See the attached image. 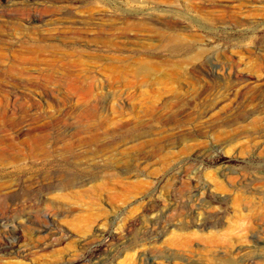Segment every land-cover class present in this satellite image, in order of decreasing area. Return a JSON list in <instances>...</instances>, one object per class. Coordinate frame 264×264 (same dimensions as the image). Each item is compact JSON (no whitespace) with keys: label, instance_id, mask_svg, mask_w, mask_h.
<instances>
[{"label":"rangeland","instance_id":"374dc122","mask_svg":"<svg viewBox=\"0 0 264 264\" xmlns=\"http://www.w3.org/2000/svg\"><path fill=\"white\" fill-rule=\"evenodd\" d=\"M41 231L0 264H264V0H0V249Z\"/></svg>","mask_w":264,"mask_h":264},{"label":"bare ground","instance_id":"6f19581e","mask_svg":"<svg viewBox=\"0 0 264 264\" xmlns=\"http://www.w3.org/2000/svg\"><path fill=\"white\" fill-rule=\"evenodd\" d=\"M31 224L33 225V223H31ZM32 232H33L34 235L32 233H30L31 236L30 235L29 236L31 238L37 237V233H35L34 231H32ZM62 232L63 231H59L58 233H56V232H52L51 231V232L47 233V231H41V233H43V234L44 233L48 234V240L44 241V243L38 242L36 244L31 245V248L30 249L28 248L29 250H27V249H25L23 251L22 250H18V253H17V250L15 248L18 245L16 246L14 243L13 244H7V242H6L5 243V246H6L5 248L6 249L5 250L0 249V251L9 253L8 254L9 257H13L14 256L13 258H16V257H22L23 258V257H27V256L36 257L42 251V249H44V248H46L48 246H51L52 243L54 244V241H61L62 238L64 237L62 235ZM88 241L89 240H85V241H82L80 243V246H81L82 249L85 247V245L88 244ZM3 254H5V253H3ZM15 264H19V262L16 261Z\"/></svg>","mask_w":264,"mask_h":264}]
</instances>
